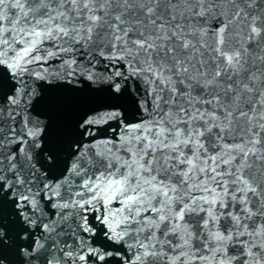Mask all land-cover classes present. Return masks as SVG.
I'll return each mask as SVG.
<instances>
[{
    "label": "snow or ice",
    "instance_id": "snow-or-ice-1",
    "mask_svg": "<svg viewBox=\"0 0 264 264\" xmlns=\"http://www.w3.org/2000/svg\"><path fill=\"white\" fill-rule=\"evenodd\" d=\"M0 264H264V0H0Z\"/></svg>",
    "mask_w": 264,
    "mask_h": 264
}]
</instances>
